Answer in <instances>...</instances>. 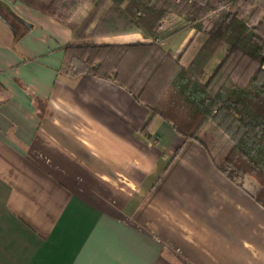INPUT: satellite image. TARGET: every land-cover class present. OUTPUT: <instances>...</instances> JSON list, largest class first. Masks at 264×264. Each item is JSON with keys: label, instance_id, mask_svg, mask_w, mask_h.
Wrapping results in <instances>:
<instances>
[{"label": "crops", "instance_id": "obj_1", "mask_svg": "<svg viewBox=\"0 0 264 264\" xmlns=\"http://www.w3.org/2000/svg\"><path fill=\"white\" fill-rule=\"evenodd\" d=\"M159 36L184 67L207 40L174 13ZM73 41L0 0V264H264V208L170 124L144 132L152 112L115 82L66 74Z\"/></svg>", "mask_w": 264, "mask_h": 264}, {"label": "trees", "instance_id": "obj_2", "mask_svg": "<svg viewBox=\"0 0 264 264\" xmlns=\"http://www.w3.org/2000/svg\"><path fill=\"white\" fill-rule=\"evenodd\" d=\"M18 1L73 32L62 48L66 74L115 82L152 112L144 132L155 119L170 124L264 208V0H94L82 26L84 0ZM172 13L207 37L188 67L155 43ZM128 34L149 42L96 43Z\"/></svg>", "mask_w": 264, "mask_h": 264}, {"label": "built area", "instance_id": "obj_3", "mask_svg": "<svg viewBox=\"0 0 264 264\" xmlns=\"http://www.w3.org/2000/svg\"><path fill=\"white\" fill-rule=\"evenodd\" d=\"M155 43L159 46H161L163 44L162 40L160 39V37L158 39L155 40Z\"/></svg>", "mask_w": 264, "mask_h": 264}, {"label": "rangeland", "instance_id": "obj_4", "mask_svg": "<svg viewBox=\"0 0 264 264\" xmlns=\"http://www.w3.org/2000/svg\"><path fill=\"white\" fill-rule=\"evenodd\" d=\"M85 1V0H84ZM83 1V2H84ZM168 45V44H167ZM168 48V47H167ZM221 54H219V56H220ZM217 61H218V57L214 60V64H217ZM212 66H214L213 64L210 66V68H212ZM209 74H211V73H209ZM222 174V173H221Z\"/></svg>", "mask_w": 264, "mask_h": 264}]
</instances>
